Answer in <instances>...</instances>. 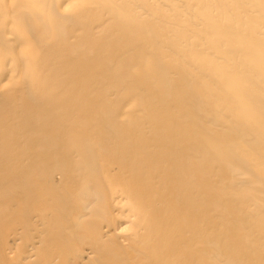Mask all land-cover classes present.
Returning <instances> with one entry per match:
<instances>
[{
	"label": "bare ground",
	"instance_id": "6f19581e",
	"mask_svg": "<svg viewBox=\"0 0 264 264\" xmlns=\"http://www.w3.org/2000/svg\"><path fill=\"white\" fill-rule=\"evenodd\" d=\"M12 76L21 264H264V0H0Z\"/></svg>",
	"mask_w": 264,
	"mask_h": 264
},
{
	"label": "rangeland",
	"instance_id": "374dc122",
	"mask_svg": "<svg viewBox=\"0 0 264 264\" xmlns=\"http://www.w3.org/2000/svg\"><path fill=\"white\" fill-rule=\"evenodd\" d=\"M13 78H15V77L12 76L9 80L3 79V81L0 83V85L3 84V83H6V82H7L4 86H5V90H8L10 87L13 86ZM115 79H116V77L113 76V77H112V81H115ZM50 138H51V137H50ZM28 147H29V146H28ZM28 147H25V146H24L23 148H26V149H27ZM13 174H14V177H16V175H18L17 172H13ZM25 176H26V175H24V177H23V175H20V176L18 175L17 178L19 177V178H21V179L23 180V179L27 178V177H25ZM19 178H18V179H19ZM13 179L16 180V181H14ZM13 179H12V181H11V180H8L7 183H6V181H4V182H2V184H3V183H6V185L9 184L8 186L12 188L13 185H16L17 182L21 181V179H19V181H18V179H16V178H13ZM1 181H2V180L0 179V187H1V185H2V184H1ZM15 182H16V183H15ZM3 185H5V184H3ZM6 185L4 186V188H3V187L0 188V190H2V192H4V195L7 194V193H6L7 191H10V188H9L8 186H6ZM10 185H12V186H10ZM5 187H6L8 190H7ZM13 191H14V190H11V193H9V194H12ZM15 191H16V190H15ZM0 193H1V192H0ZM5 193H6V194H5ZM1 195H2V193L0 194V196H1ZM4 195H2V196H4ZM2 196H1V197H2ZM8 196H11V195H8V194H7L6 199L8 198ZM11 197H13V196H11ZM2 199H3V198H2ZM4 199H5V198H4ZM9 199H12V198H9ZM0 201H1V203H2V201H3V204L0 205V206H1V207H0V211H1L0 214H2V216H4L3 213H4L5 208H7L6 206H8V208L11 207L12 209H13L12 206H14V204H16L15 207L17 206V203H15V202H17V201H16V197H15V199L13 200V203H14V204H12V206H10V201H9L8 199L6 200V202H5V200H1V199H0ZM8 201H9V202H8ZM14 201H15V202H14ZM7 202H8L9 204H7ZM11 202H12V201H11ZM6 204H7V205H6ZM4 205H6V206L3 207L4 209H3V211H2L1 208H2V206H4ZM15 207H14V210H12V209H8V208L6 209L7 211H9V210L12 211L11 213H10V211L7 212V211L5 210V211H6L5 213L8 214V215H6V214L4 213L6 216H8L7 218H6V216H5L4 218H1L2 216L0 215V225H1V226H0V228H1V229H0V247H1V248H0V264H1V263H2V264H12L13 262H14L13 264H19V263H20V259H19L20 256L18 257L16 254L14 255L13 253H11V254L9 253V254H8L7 251L3 249V248H4V247H3L4 244H2L3 240L6 238V235H7V236L9 235L8 232L11 233V231H13L14 229H17V228L19 229V226L17 225V222H16V221L19 219V215H18V218H17V216H16V214L19 213V209H18V212H17V210H15ZM16 208H18V207H16ZM9 213H10L11 215H10ZM13 213H14V215H13ZM19 214H20V213H19ZM11 218H12V219H11ZM14 219L16 220L15 223H13V222H14ZM3 220H4V221H3ZM18 222H19V220H18ZM12 223H13V225H12ZM14 224H16V225H14ZM6 226H7V227H6ZM14 227H15V228H14ZM16 227H17V228H16ZM6 229H7V230H6ZM10 229H12V230H10ZM4 231H5V232H4ZM7 231H8V232H7ZM6 232H7V233H6ZM1 233H2V234H1ZM31 236H32V235H31ZM30 238H32V237H30ZM30 238L28 237V240H26L27 242L25 241L24 243H28V241H29ZM30 240H31V239H30ZM23 241H24V240H23ZM39 250H40V249H39ZM40 252H41V251H40ZM43 252H46V253L44 254ZM2 253H4V254L2 255ZM37 253H38V252H37ZM42 253H43V255H41ZM49 254H50V253L47 252V251H42L40 254L38 253V257H37V256H34V257H35V261H34L35 264H40V263H38V260H40L39 262H42L41 259H40L41 256H42L43 264H47L48 261H49V259H50ZM7 255H8V256H7ZM36 255H37V254H36ZM11 256H13V257L15 256V258L13 259V257L11 258ZM5 257H6V258H5ZM21 257H22V256H21ZM36 257H37V259H36ZM44 257H46V259H47L48 261H47ZM10 258H11V259H10ZM23 258H24V257H22L21 259H23ZM32 258H33V257H32ZM48 258H49V259H48ZM30 259H31V258H30ZM30 259H27L26 262H27L28 260L30 261ZM33 259H34V258H33ZM44 259L46 260V262H45ZM5 260H6V261H5ZM18 260H19V262H18ZM36 260H37V261H36ZM24 261H25V260H24ZM24 261L21 260L22 264H25ZM15 262H16V263H15ZM23 262H24V263H23ZM31 262H32V263H31ZM44 262H45V263H44ZM29 263H30V264H34L32 260H31ZM29 263H28V264H29ZM20 264H21V263H20ZM41 264H42V263H41ZM49 264H50V263H49Z\"/></svg>",
	"mask_w": 264,
	"mask_h": 264
}]
</instances>
